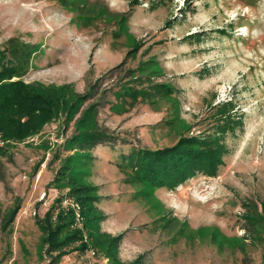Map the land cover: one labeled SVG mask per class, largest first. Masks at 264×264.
<instances>
[{
	"label": "rangeland",
	"instance_id": "1",
	"mask_svg": "<svg viewBox=\"0 0 264 264\" xmlns=\"http://www.w3.org/2000/svg\"><path fill=\"white\" fill-rule=\"evenodd\" d=\"M0 49L36 90L63 89L66 105L89 95L72 120L63 105L0 149V264H264V0H0ZM80 118L110 137L72 143ZM217 133L218 173L176 187L125 158ZM74 179L95 187L105 218L97 244L59 256L38 221L73 206Z\"/></svg>",
	"mask_w": 264,
	"mask_h": 264
},
{
	"label": "trees",
	"instance_id": "2",
	"mask_svg": "<svg viewBox=\"0 0 264 264\" xmlns=\"http://www.w3.org/2000/svg\"><path fill=\"white\" fill-rule=\"evenodd\" d=\"M23 75V66L16 60L9 59L6 50L0 49V133L11 142L21 141L38 133L44 125L51 122L63 105L62 109L67 111V121L72 120L80 113L82 105L89 98V95L88 97L73 95L66 105L64 100L66 92L63 89L43 86L45 89L36 90L24 80L15 79ZM157 88L160 92L170 90L166 84H159ZM91 95H94V92ZM223 111V118L230 119L224 122V128L220 131L234 124L230 108ZM85 120L78 119L76 124L79 134L73 138L72 143L93 146L103 143L110 137L96 126L85 125ZM219 134L202 138L182 137L174 146L163 149L137 148L125 158L129 160L141 180L155 186L176 187L199 173L209 176L218 173L224 163L223 157L228 151ZM94 188L80 184L74 179V185L68 192V196L80 207L84 219L83 227L77 225L76 209L71 206L64 207L62 200L38 221L43 232L42 242L47 246L49 253H58L61 256L67 250L66 247L77 242L79 248L76 250L83 252L90 248L91 242L97 244L94 241V231L105 215L95 206L100 197L92 193ZM16 213L17 208L11 212L7 223L13 222ZM120 239V235L111 238L107 242L108 250L118 249ZM142 258L139 257L131 264H143Z\"/></svg>",
	"mask_w": 264,
	"mask_h": 264
},
{
	"label": "built area",
	"instance_id": "3",
	"mask_svg": "<svg viewBox=\"0 0 264 264\" xmlns=\"http://www.w3.org/2000/svg\"><path fill=\"white\" fill-rule=\"evenodd\" d=\"M10 143V140L6 139L1 133H0V149L6 148L8 146V144ZM73 208L76 209V220H77V225L80 227V224L83 225V217L80 213V207L78 204H76L74 202V204H72Z\"/></svg>",
	"mask_w": 264,
	"mask_h": 264
}]
</instances>
